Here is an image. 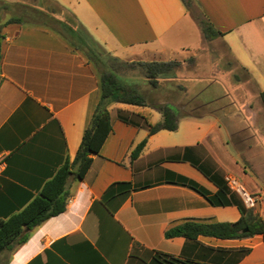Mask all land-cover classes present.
Wrapping results in <instances>:
<instances>
[{
  "label": "crops",
  "instance_id": "1",
  "mask_svg": "<svg viewBox=\"0 0 264 264\" xmlns=\"http://www.w3.org/2000/svg\"><path fill=\"white\" fill-rule=\"evenodd\" d=\"M193 1L221 33L209 42L224 46L246 69L252 92L236 81L235 68L215 71L199 62L206 77L180 84L186 95L178 103L190 115L179 119L177 130L151 136L147 123L162 119L157 109L113 104V130L85 176L71 179L67 209L33 229L14 252H2L0 264H130L136 242L201 264L264 263L262 234L196 240L165 234L187 220L241 217L236 205H213L179 183L183 175L218 190L193 162L224 179L236 177L264 218V0ZM182 2L0 0V219L25 208L75 158L101 97L100 58L91 42L121 58L148 54L169 61L199 54L208 41ZM245 248L250 252L241 256Z\"/></svg>",
  "mask_w": 264,
  "mask_h": 264
},
{
  "label": "trees",
  "instance_id": "2",
  "mask_svg": "<svg viewBox=\"0 0 264 264\" xmlns=\"http://www.w3.org/2000/svg\"><path fill=\"white\" fill-rule=\"evenodd\" d=\"M182 1L187 9L192 12L194 1ZM195 18L205 39L209 40L221 34L208 19L204 17V19ZM3 37L0 26V65L3 58L1 47ZM115 59L118 60L117 57ZM96 64L101 73V97L95 106L75 158H68L25 208L7 219H0V254L5 251L14 252L29 239L33 229L67 209L71 195V179H80L85 176L92 165L94 155L100 153L103 144L113 130L110 112V107L113 104L120 102L138 106L146 105L157 109L161 113L162 119L155 124L147 123L149 136L160 130H177L179 119L190 115L189 112L182 111L186 108L185 104L176 103L186 95L185 87L173 82L174 73L181 67L180 61H141L140 66L144 74L139 79L121 74L114 66L101 59ZM241 69L246 70L245 68ZM234 76L236 81L240 80L238 74L235 73ZM161 77L165 79V83L160 82ZM157 93L158 96L156 97ZM260 96L264 104V91L261 92ZM121 111L119 110V112ZM119 117L127 121L123 116L119 115ZM146 142L147 138L133 150V159L140 155ZM193 164L217 185L218 190L212 193L197 181L183 175L180 176L179 183L197 191L213 205H236L241 212V217L235 222L187 220L168 229L165 233L166 237L184 236L187 239L196 240L200 235L221 239L244 238L256 234L264 235V218L256 211L257 207H247L241 197L228 186L224 177L208 172L196 162ZM249 252V248L239 250L241 256ZM130 264L201 263L164 251L147 249L136 242L131 250Z\"/></svg>",
  "mask_w": 264,
  "mask_h": 264
},
{
  "label": "rangeland",
  "instance_id": "3",
  "mask_svg": "<svg viewBox=\"0 0 264 264\" xmlns=\"http://www.w3.org/2000/svg\"><path fill=\"white\" fill-rule=\"evenodd\" d=\"M182 5L183 7H185L183 2H182ZM192 13L195 15V17L199 19H204L203 15L199 12V10L196 8L194 4L192 5ZM199 33H200V29H199ZM210 40L211 39L207 40L209 44L205 43L204 47L200 49L198 55H196L193 51H191V52H188L185 57L175 59L181 62V67H179V69L174 73L175 79L173 82L177 84L178 83L184 84L182 83V82H185L184 78L196 77V76L205 78L207 74L204 73V70L197 69V63L201 62L204 66L213 64L215 67V71L219 69L222 70V69L229 68V67L235 68L236 69L235 73L238 74L239 78L241 79L240 81H242L243 85H246L245 87L248 89L252 88L251 79L249 75H247V72L241 69V67L233 61L227 49L222 45L216 46V45L211 44V42H209ZM91 44L95 48V51L97 52V56H99L101 60L105 61L109 65L114 66L118 70V72H120L121 74L128 76V77H132L134 79H139L144 74L140 66L141 61L154 60L148 54L147 55L144 54V57H143L144 60L141 58H135V57L134 58L133 57L131 58L117 57L118 58L117 60L115 59L116 57L111 56V54H109L101 45L93 43V42H91ZM160 82L165 83V79L161 77ZM157 96H158V93L156 94V97ZM250 97H251V94H250ZM178 102L179 101H176V103ZM257 104H258V99L254 98L253 103H252V108L257 110L258 108ZM196 110H197L196 113L204 112L202 111V109H196ZM182 111L190 112V108L186 107L185 109H182ZM118 114L124 116L123 111L118 112ZM154 120L156 119L154 118ZM154 122H157V121H154Z\"/></svg>",
  "mask_w": 264,
  "mask_h": 264
},
{
  "label": "built area",
  "instance_id": "4",
  "mask_svg": "<svg viewBox=\"0 0 264 264\" xmlns=\"http://www.w3.org/2000/svg\"><path fill=\"white\" fill-rule=\"evenodd\" d=\"M4 168H5V162L0 159V174ZM225 180L231 189L241 193V195L245 198L247 203L251 206H254V199L249 194L245 186L236 177H234L233 175H226Z\"/></svg>",
  "mask_w": 264,
  "mask_h": 264
}]
</instances>
